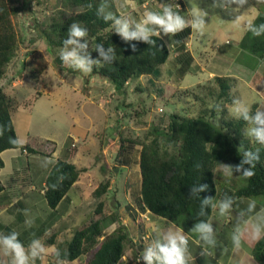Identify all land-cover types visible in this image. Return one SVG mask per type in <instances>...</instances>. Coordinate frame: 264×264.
I'll use <instances>...</instances> for the list:
<instances>
[{
  "label": "rangeland",
  "instance_id": "374dc122",
  "mask_svg": "<svg viewBox=\"0 0 264 264\" xmlns=\"http://www.w3.org/2000/svg\"><path fill=\"white\" fill-rule=\"evenodd\" d=\"M23 1L27 0H17L19 4ZM28 1H31V4L28 5L30 11L12 18L18 38L17 56L9 66L1 85L9 94L19 96L20 99L34 96L29 109L20 106L11 115L21 144L26 143L29 139L40 141L47 139V141L44 142L40 154L23 153L25 158L21 156L20 150L14 151L16 155L20 156L18 164L21 162L24 166L16 167L20 170L15 179L36 180L38 183H33L35 186L41 182L45 184L48 171L41 169L40 165L46 168L45 162L49 161L50 155L55 149L59 150V153L63 150V155H65L74 145L73 149L79 155L78 166L86 168V171L79 176V184L67 194L72 198V202L75 201L73 206L79 208V220H76V227L79 228L91 220L101 219L114 212L117 213L121 224L127 227L130 239L131 234L136 231V227L140 230V236L146 231L150 233L151 227L147 223L148 215L142 212L137 204L140 185L137 165L139 147L136 146L131 150L130 165L113 172L116 165L114 159L120 144L117 132L128 129L125 131L126 138L139 137L147 129L153 127V124H166L167 118L173 113L192 118L199 115L201 111L210 110L215 103V95L218 91V85L214 82L216 75L211 72L218 70V67L221 66L225 53L228 56L225 58L229 60L228 62L224 60L228 66L226 74H233L231 77L225 76L231 80V94L234 95V98L243 100L250 109L254 103H259L262 97L257 94L255 87L247 86L245 82L248 83L257 78L264 79L263 75L257 74L261 69L264 71V60L243 51L240 48V41L247 29L245 25L252 23L258 15H264V0H247V3L242 7L233 4L228 10L214 7L213 0H146L147 4L144 7L142 5L145 2L138 5L136 1L133 3L128 0V2L124 1L125 5H121L123 0H113L118 15L130 16L137 21L142 19L145 11L154 9L157 12H162L163 4L172 5L173 11L181 12L180 14L185 19H191L192 14L198 13L200 10L207 13L205 17L207 26L204 33L200 34L191 29V36L187 39L188 46L186 45V48L193 58L190 74L183 79L179 77L174 65L173 52L170 62L161 67L158 80L152 84L150 82L153 81L149 82L144 78L130 82L123 94L116 92L108 81H104L98 76L90 73L84 74L67 66L66 69H59L54 65L52 57L59 54L60 49L53 53L49 52L45 41L40 38L39 31L43 27L42 22L56 12L59 0ZM183 3L186 7L185 12H183L184 7L182 8ZM237 8L238 10H236ZM238 17L239 19H237ZM161 37L165 38L167 44L171 42L162 34ZM88 50H90V46ZM36 55L44 57L48 62V68L40 76L30 75L27 68V64ZM231 56L232 58H229ZM24 64L26 68H24ZM254 85H258V82H254ZM136 87L143 92H137ZM159 90L161 95L158 94ZM81 91L82 93H80ZM185 91H189L188 94ZM37 92L41 96L34 100ZM142 109H144V113L135 117L136 111ZM226 109L228 111L226 117L235 118L231 112V106H226ZM124 113L129 116H124ZM130 113L133 115L130 116ZM247 128H245V134ZM78 130L80 135L77 134ZM74 133L77 134L75 139L67 137ZM246 137L250 138L252 142L254 141L247 134ZM48 140L55 142L57 147ZM2 158L6 160L8 167L10 163L6 159V154H3ZM30 160L37 161L33 165L30 163L32 168L26 171L27 161ZM74 162L76 163V161ZM107 169L109 170L107 171ZM216 174L218 178L224 175L220 167L217 168ZM105 176L111 181L110 187L106 195L98 199L93 192ZM39 188L43 190L45 186L39 185ZM8 189L11 190L14 187ZM102 200L104 205L102 214L99 216L94 213V210ZM247 200L255 201L257 204L260 201L264 202V197ZM239 201L236 208L239 207ZM215 204L217 207L214 211L217 213L219 202ZM126 206L131 210H125ZM244 208L245 206L239 207L241 212H244ZM132 216L135 217L133 220H131ZM228 216H232L231 212L223 216L218 215V220L222 219L221 227L234 229L237 220L232 219V224L226 223ZM120 222L106 225L103 235L110 234ZM101 223L103 224V222ZM171 223L169 224L173 226ZM240 227H243V222ZM188 232L198 240L200 248L206 247L199 240L197 233ZM249 232L250 229H247L246 235ZM228 235L224 231L221 235L215 236L216 240H224ZM132 243L131 239L126 253H133ZM217 244L220 246L221 252L230 251L227 242H218ZM200 248L196 246L192 248L190 257L199 252ZM208 250L213 256V248ZM194 256L196 264L198 255ZM229 256L230 253H223L217 258L221 264H225ZM232 258H236V256L231 254L230 259ZM81 259L85 262L86 255ZM229 263L232 262L229 260ZM189 264H192L191 259Z\"/></svg>",
  "mask_w": 264,
  "mask_h": 264
},
{
  "label": "trees",
  "instance_id": "16d2710c",
  "mask_svg": "<svg viewBox=\"0 0 264 264\" xmlns=\"http://www.w3.org/2000/svg\"><path fill=\"white\" fill-rule=\"evenodd\" d=\"M142 5L146 0H136ZM31 1L19 4L17 0H0V170L4 163L1 153L5 150L20 149L30 154H40L45 141L29 139L24 144H14L18 140L14 124L11 119L18 107L29 109L31 99L28 96L20 99L11 95L2 87L9 66L17 56L18 38L12 18L30 11ZM118 15L113 0H59L56 12L42 22L39 31L42 38L53 53L62 48L63 40L67 38L68 28L73 22H78L88 30L90 50L93 59L98 53L93 45L103 44L105 49H115V60L112 63H101L94 67L91 75L108 81L116 92L123 94L130 82L147 79L151 84L158 80L161 67L170 62L174 52V65L181 79L192 71V55L186 48L187 39L191 36V28L170 36V43L160 37H153L156 46L143 42L130 41L126 43L111 28V22L102 18L99 9ZM183 8V5H182ZM152 11H157L152 9ZM183 12L184 8H183ZM181 13V12H180ZM254 24L264 23V15H258ZM130 44L136 45V51L131 50ZM240 48L264 60V35L254 36L246 29ZM52 62L59 69H66L59 58V54L52 57ZM173 62V61H172ZM26 68V65H23ZM29 74L40 76L48 68L44 57L33 56L27 64ZM214 82L218 85L215 103L211 109L201 111L196 117L173 113L167 118L166 124H153L141 136L126 138L125 131H118L119 148L115 155L113 172L130 165L131 150L139 147L137 165L139 168V197L138 206L142 212L172 222L184 231H191L201 220L206 222L211 218L215 208L208 206L205 215L201 216V200L212 197V203L220 202L225 196L234 198L233 208L241 199H257L264 197V146L256 144L246 137L245 128L249 125L242 119L226 117V106H231L234 95L231 94L232 85L229 77L215 76ZM202 87V86H201ZM143 92L141 89H135ZM160 90L158 94H160ZM189 91H185L188 94ZM41 95L35 93V99ZM204 103V102H203ZM219 105V109L217 108ZM256 105L251 108L255 113ZM144 113V109L136 111L137 117ZM208 113V114H207ZM124 116H129L126 113ZM133 115L130 113V116ZM117 129V128H116ZM112 132V129H111ZM72 146L69 157L75 154ZM259 149L260 160L254 169L255 175L243 178L239 173L232 176L217 177L216 170L219 163L236 165L240 163L246 150ZM117 167V168H116ZM247 167V166H245ZM109 169H107L108 171ZM86 168L77 167L68 160L58 159L52 164L45 177L44 197L50 209L54 210L61 199L71 190ZM64 177L63 180L60 178ZM245 180V181H244ZM110 179L104 177L93 192L96 198L106 195L110 187ZM207 184L208 190L190 197V188L193 185ZM56 185L55 189L52 187ZM3 187L0 183V192ZM103 202L99 201L94 213L102 214ZM258 208L259 204H256ZM232 208V209H233ZM125 209H130L126 206ZM133 217V216H132ZM117 213H110L101 219L91 220L88 224L76 230L72 237L60 246L61 258L68 262L77 260L86 255L84 264H118L126 254L131 243L128 229L118 220ZM103 222V224L101 223ZM120 222L110 234L103 235L106 225ZM49 238L48 243L52 242ZM251 261L255 264H264V238L253 245Z\"/></svg>",
  "mask_w": 264,
  "mask_h": 264
},
{
  "label": "clouds",
  "instance_id": "9594fccd",
  "mask_svg": "<svg viewBox=\"0 0 264 264\" xmlns=\"http://www.w3.org/2000/svg\"><path fill=\"white\" fill-rule=\"evenodd\" d=\"M246 3L247 0H213L214 7H219L224 10H228L233 4L242 7ZM99 12L106 22H111V28L126 43L135 40L156 46V41L153 37L160 38L161 34L164 36H174L189 27L193 31L203 34L207 26L205 22L206 12L200 10L198 13L194 12L191 19H185L179 12L173 11V6L170 4H163L162 12L145 11L142 19L139 21L130 16H117L112 12H105L103 8L99 9ZM245 27L256 37L264 35V23L257 25L250 22ZM87 36L88 30L82 27L80 23L73 22L68 28L67 38L63 40V46L59 53V58L63 65L84 74L93 72L94 67L100 65L102 62L112 63L115 60V49L112 47L105 49L104 45L99 43L93 45L94 50L98 53V58L93 59L88 50L89 40ZM130 47L133 52L136 51L135 44H130ZM217 108L219 109V105H217ZM231 112L235 118L242 119L249 125L246 129V134L254 138L258 144L264 145V110L257 109L253 114L250 107L243 100L234 98L231 105ZM0 134H2V130H0ZM11 142L14 144L21 143L19 140H13ZM22 151L27 153L25 150ZM259 160V149L255 152L246 150L239 164L228 165L219 163V165L220 169L227 176L239 173L244 178H251L255 175L254 169ZM47 163H50V161H46L45 166ZM60 179L63 180L64 177ZM52 187L55 189L56 185ZM207 190V184L193 185L190 188L189 196L195 197L199 193L206 192ZM43 191L45 192V188ZM212 199V197H205L201 200V216L205 215V210L208 206L213 208L217 207L216 204L212 203ZM234 203V198L225 196L218 205L220 215L223 216L230 213ZM255 208V201H252L248 205L247 212L252 213ZM145 213L149 214V212ZM243 216L244 212H241L237 216V223L232 235V243L236 251L240 250L242 241L246 235L240 227V224L244 222ZM25 223L31 226L33 221L26 220ZM173 228L174 225L162 234L157 235L138 257L137 264H140V261H143V264H189V238L181 229L176 228L173 230ZM191 231L197 233L199 240L206 246L202 247L200 255H210L208 249L217 246L213 225L201 220L194 225ZM247 235L250 239L256 241L264 238V209L256 213V223L251 226V230ZM0 248L3 249L5 255L12 257L11 264H35L36 260L44 262L49 255L50 249L54 252L56 264H69L66 259L61 258L60 250L55 249L53 245L46 246L41 239H32L26 248L19 240V233L15 231L6 235L0 234Z\"/></svg>",
  "mask_w": 264,
  "mask_h": 264
},
{
  "label": "crops",
  "instance_id": "0c3cea01",
  "mask_svg": "<svg viewBox=\"0 0 264 264\" xmlns=\"http://www.w3.org/2000/svg\"><path fill=\"white\" fill-rule=\"evenodd\" d=\"M124 1L126 2V0H123L121 5L123 4L125 5ZM135 1L136 0H130V2L133 3H135ZM146 4L147 3L145 2L142 5V7H144ZM183 7H184V11H186V7L184 6V3H183ZM170 36H164V37H166V39L170 41ZM225 57L228 58V56H226V53L225 56H223L222 59L223 63H221V66L218 67V70H212L213 72L211 73L215 74L216 76H220V75L224 77L227 75L229 77L233 76V74L231 75L226 74L228 73V66H226L225 61L228 62L229 60H227ZM229 58H232V56ZM257 74L264 76V71H262L261 69L258 71ZM254 82H258V85L253 86ZM245 84L250 87H255L257 94H259L262 97L259 103L253 104L256 105L255 111L257 109L264 110V79L257 78L255 80H252L251 82L250 81L248 83L245 82ZM80 93H82V91ZM77 134L80 135L79 130L77 131ZM77 134L75 133L69 134L67 137L75 139V137H77L76 136ZM44 141H47V139H45ZM53 143L55 144V142ZM254 143L258 144L256 141ZM55 146L57 147L56 144ZM15 150H20V149L5 150L1 153V158L3 154H6V159L9 161L10 165L7 167L6 160L2 158L4 166L0 170V183L3 187V190L0 192V234L6 235L13 231L19 233V240L25 245L26 248L32 239L38 238L41 239V241L46 246L53 245L55 249H58L60 246H64L65 243L69 240L68 239L69 235H71L70 236L71 238L73 233L83 226L82 225L79 228L76 227V220H79L78 219L79 208L77 209L76 206H73V204L75 205V201L72 202V198L66 195L61 199V201L56 206V208L52 210L49 208L47 201L44 197V191L39 188V185L42 187L45 186L44 182H41L40 184H38V186H35L33 183H38V181L33 179L28 180L26 178H23L22 180H16L15 179L16 174L20 170L19 168H17L18 169L17 170L16 167H24V166H22L21 162L18 164L17 161H20V156L16 155V153L14 152ZM20 153L21 156L25 157V154H23L24 152L22 150H20ZM78 158H79L78 152L75 153L73 156L69 157L68 153L63 155V150L59 153V150L55 149L53 154L50 155L49 161L50 160L51 161L50 163H47V165L45 166L46 168H43L41 165L40 167L41 169L44 170L47 169V171L49 172L52 164H54L56 160L61 159V160H68L70 163L80 168L81 166H78L77 164V162L79 161ZM35 161L37 160L27 161L28 164L26 167V171H29L30 168H32L30 167V163L33 165ZM74 161H76V163ZM9 180L10 182H8ZM77 184H79V180L73 184L72 189L75 188ZM9 187H14V189L9 190L8 189ZM250 202L252 201H249L247 199L239 201V207L245 206L243 210L244 213L246 214H245V218L243 217V221H244L243 227H241V230L244 232H246L247 229L251 230V226L254 223H256L255 222L256 213L260 212L261 209H264V207L258 208L256 206L254 212L248 213L247 208ZM257 204H259V207L264 206L263 201H260ZM239 207L238 208L234 207L232 209L231 211L232 216H228L226 223L232 224L233 223L232 219L237 220L236 219L237 216L241 213ZM146 214L148 215L147 223H149L151 227V230H149L150 233L146 231L142 234V236H140L139 235L140 230H138V228L136 227V231L132 233L130 236L133 242L132 247L134 246L133 253L127 252L125 256H123V258L119 261L118 264H137V259L142 254L144 249L151 244V242L157 237V235L162 234L164 231L169 229V227H171V225L169 224L171 223L170 221L152 216L148 213ZM219 214L220 213L218 207L217 213H215L214 211V214H212L208 222L213 225L215 230V235L218 234L221 235L224 231H226V234H229L226 239L217 240V243L227 242L230 246L229 252H221L220 246L217 244V246L213 248L214 250L213 256L212 255L201 256L200 253L202 251V248H200V246L198 245L197 242L198 240L194 239L191 233L181 229L184 232V234L187 235L189 238V244H188L189 252L191 253L192 248H194L195 246L200 248L199 252L194 254V255L196 254L198 255L196 264H221L218 261L217 256H220V254L223 253H230V256L231 254L233 256H236V258H232V259H230L229 256V259L225 262V264H255L251 261L252 258L251 251L256 240H252L249 238L248 235H246L242 241V246L240 250L239 251L234 250L232 243V235L234 229L232 228L224 229L223 227H221L220 221L222 219L218 220ZM134 218L135 217L133 216L131 220H133ZM26 220L33 221L31 226L25 223ZM176 228L178 227L174 225L173 230H175ZM51 237H53L52 238L53 240L51 243H48L49 238ZM194 255L190 257L192 264H195L196 262V260H194L196 258ZM81 258L71 261L69 262V264H84V260H82ZM229 260L232 263H229ZM11 262H12V257L5 255L3 249L0 248V264H11ZM35 264H56V258L53 250L51 249L49 250V255L47 256L46 261L42 262L40 260H36ZM140 264H143V261H140Z\"/></svg>",
  "mask_w": 264,
  "mask_h": 264
},
{
  "label": "built area",
  "instance_id": "2783aa9c",
  "mask_svg": "<svg viewBox=\"0 0 264 264\" xmlns=\"http://www.w3.org/2000/svg\"><path fill=\"white\" fill-rule=\"evenodd\" d=\"M187 45V44H186Z\"/></svg>",
  "mask_w": 264,
  "mask_h": 264
}]
</instances>
